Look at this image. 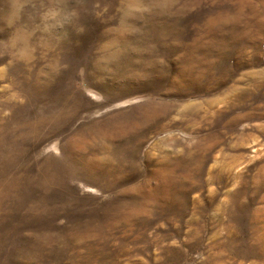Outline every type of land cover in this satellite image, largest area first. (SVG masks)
Instances as JSON below:
<instances>
[{
  "label": "rangeland",
  "instance_id": "374dc122",
  "mask_svg": "<svg viewBox=\"0 0 264 264\" xmlns=\"http://www.w3.org/2000/svg\"><path fill=\"white\" fill-rule=\"evenodd\" d=\"M0 264H264V0H0Z\"/></svg>",
  "mask_w": 264,
  "mask_h": 264
}]
</instances>
